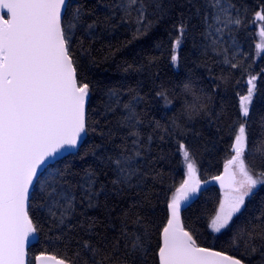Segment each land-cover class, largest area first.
<instances>
[{"label": "trees", "instance_id": "obj_1", "mask_svg": "<svg viewBox=\"0 0 264 264\" xmlns=\"http://www.w3.org/2000/svg\"><path fill=\"white\" fill-rule=\"evenodd\" d=\"M118 3L70 0L68 4L64 17L68 21L80 9L72 48L78 80L89 84L91 94L88 136L77 153L47 168L53 171V180L58 174L70 178L77 196L71 229H56L46 209L41 208L44 200L38 188L47 170L39 178L29 208L39 233L29 250L30 264L41 253L72 264H93L90 254L81 247L80 242L85 240L102 250L98 261L119 264L125 252L124 241H120L118 251H113V242L120 237L125 213L129 214L128 230L142 234L147 248L145 255L127 258L128 264H158V245L169 216L167 204L187 176L180 144L189 152L200 179L218 176L235 155L231 146L240 124H244L247 147L243 158L252 169L264 172V52L257 49L264 43L260 36L264 22L255 17L264 9V0H230L241 24L228 28L227 41L215 44L207 34L205 16L211 23L212 9L206 0H146L151 26L139 35H134V22H121V13L115 7ZM90 23L94 24L92 29L87 28ZM181 24L186 26L182 37ZM178 38L181 43L175 46ZM229 39L237 41L239 47L231 45ZM173 54H177L176 62L171 60ZM253 76L255 91L244 117L239 98L247 94L248 80ZM112 92L116 95H110ZM158 93H166V98ZM133 97H139L134 105L141 121L142 141L141 155L134 166L144 175L138 184L134 179L133 187L118 193L110 183L114 174L99 157L115 156L121 150L117 146L125 142L122 137L126 129L119 128L118 121L127 114L122 105ZM109 105L116 111L109 112ZM109 132L113 133L111 138ZM127 143L130 146V138ZM88 170L97 173L96 189L104 186L93 207L79 203L81 189L77 185L84 182ZM220 200L218 186L201 192L183 211L186 229L201 246L224 251L247 264H264V239L260 238L264 235V184L256 187L228 228L214 233L208 224ZM136 215L141 225L131 223ZM89 224L94 227L91 233L85 231ZM253 228L256 238L249 239Z\"/></svg>", "mask_w": 264, "mask_h": 264}, {"label": "snow or ice", "instance_id": "obj_2", "mask_svg": "<svg viewBox=\"0 0 264 264\" xmlns=\"http://www.w3.org/2000/svg\"><path fill=\"white\" fill-rule=\"evenodd\" d=\"M206 3L212 9L213 21L208 23L209 17L205 16L208 35H213V28L215 34H222L230 25L241 24L238 16L234 18L231 15L234 5L230 0H206ZM68 6V0H0V264H27L26 242L37 232L29 208L30 197L35 198L30 190L36 188L38 169L47 158L65 146L75 147L87 129L89 84L77 78L72 48L75 39L73 29L80 20V9L68 21L62 19V11ZM115 7L121 13V22L135 23L134 35L146 32L151 26L147 18L146 0H119ZM255 17L264 22V9L257 11ZM93 27L94 24H87L88 29ZM185 28L184 24L179 26L181 37ZM260 36L264 39V27L260 30ZM180 43L181 39L178 38L175 46ZM257 49L264 52V43L258 44ZM171 60L176 62L177 56L173 54ZM255 80L254 76L248 80L247 94L239 98L244 117L249 113ZM110 95L115 96L116 93ZM158 95L166 98V93ZM138 100L139 97H133L132 101L122 105L127 114L118 121V127L126 129L122 137L125 142L117 146L121 150L115 156L99 157L100 162L114 174L110 183L118 193L133 187L134 179L138 184L144 175L138 166H134L142 148L141 121L134 105V101ZM116 104L120 107L119 100ZM108 111L115 112L116 108L109 105ZM107 135L111 138L113 133ZM129 138L130 146L127 143ZM179 147L187 161V179L175 189L167 204L169 216L158 245V264H243V260L236 256L200 246L193 232L186 229L182 222V204L197 193L201 181L196 177V165L190 159L189 152L183 144ZM231 147L235 155L225 165L230 190L208 224L214 233L228 228L233 217L245 205V198L258 185L264 184V172L255 171L243 159L247 147L244 124H240ZM233 164L237 166L238 173H228V166ZM97 179L95 171H86L84 182L77 185L81 189L80 204L93 207V201L104 192L103 185L96 189ZM215 179L224 186V176ZM38 192L44 200L41 208L46 209L52 225L61 232L65 228L71 229L70 220L76 211L77 196L72 192L70 178L58 174L51 182L41 184ZM128 216L125 213L120 237L113 242V251H118L120 241H124L125 252L119 264H128L127 258L147 253L143 235L128 230ZM131 223L141 225L142 221L136 215ZM85 231L93 232V225L89 224ZM255 231L253 228L249 232V239L256 238L253 235ZM260 238L264 239V235ZM80 243L84 251L90 254L93 264H103L96 259L102 252L98 246L90 240ZM35 261L36 264H66L64 259L43 253L37 255Z\"/></svg>", "mask_w": 264, "mask_h": 264}, {"label": "water", "instance_id": "obj_3", "mask_svg": "<svg viewBox=\"0 0 264 264\" xmlns=\"http://www.w3.org/2000/svg\"><path fill=\"white\" fill-rule=\"evenodd\" d=\"M69 2H70V0H68V4H69ZM66 11H67V8L62 11V19H64ZM77 78H78V74H77ZM90 96H91V94H90V90H89V98H88V100L86 102V120H87V115H88V106H89V102H90ZM87 136H88V130L86 129V132L81 134V137L78 139L77 145L75 147L65 146L57 154H54L53 156L47 158V160L44 163V165H42L38 169V178H37L36 186H37V183L39 181V178L41 177L42 174H44V172L47 170V168L50 165L54 164L55 162H57L58 160L64 158L65 156H68V155H70L72 153H77L79 151L80 147L83 145L84 141L86 140ZM235 166H236L235 164L229 165L228 166V173L236 172ZM218 176H224L225 177V181H224V186L223 187L221 186V181L218 180V179H215V177H218ZM218 176H214V177L202 180V179H200V177L198 176V173L196 172V177H197V179H199L201 181V184H200V187H199V190L197 191V193L193 194L188 202L182 204V207H181V219H182V222H183V217H182L183 211L188 206H190L198 198V196H199V194L201 192L205 191L206 189L210 188L211 186H218L221 190H230L228 188V186H227L228 178H227V175H226V172H225V167H224L223 172L220 175H218ZM34 190H35V188H32L30 190L32 194H33ZM30 201H31V197H30ZM29 214H30V212H29ZM38 239H39V233H38V230H37V232L33 236H30L28 241L26 242V251H27L26 261H27V264H30V262H29V259H30L29 250H30L31 246L38 241ZM202 247H206V246H202ZM214 250L221 251V250H217V249H214ZM222 252H224V251H222ZM224 253L227 254V255H231V254L226 253V252H224ZM46 255H53V254H46ZM53 256H56V255H53ZM57 258L63 259V258H60V257H57ZM65 261H66V264H72V263L68 262L67 260H65ZM34 264H36V261H35ZM243 264H247V263H245L243 261Z\"/></svg>", "mask_w": 264, "mask_h": 264}, {"label": "rangeland", "instance_id": "obj_4", "mask_svg": "<svg viewBox=\"0 0 264 264\" xmlns=\"http://www.w3.org/2000/svg\"><path fill=\"white\" fill-rule=\"evenodd\" d=\"M231 15L235 18V17H237L238 16V13L235 11V9L233 8L232 10H231ZM211 23H213V21L211 22ZM233 26H237V25H230L229 26V28L230 27H233ZM228 29H225L224 31H223V33L222 34H215V32H214V28L212 29V32H213V35H211L210 36V40H211V42L213 43V41H216V43H218V42H222V41H227L228 40V31H227ZM230 40V43H231V45H234V46H238L239 47V45H238V42L237 41H235L234 39H229ZM176 56H177V54H175ZM244 159V158H243ZM184 163H185V166H186V171H187V161L185 160V158H184ZM235 169H236V172L238 173V168H237V166H235ZM52 177H53V171L51 170V169H47V171H46V173H45V176L43 177V180H42V183L41 184H47V183H49V182H51L53 179H52ZM186 179H187V176H186ZM40 186V185H39ZM256 189V188H255ZM255 189H253V191L255 190ZM227 191H229V190H221V200H220V202L225 198V194H226V192ZM251 195V194H250ZM250 197V196H249ZM249 197H246L245 198V203H246V201H247V199L249 198ZM220 204V203H219ZM245 206V205H244ZM243 206V207H244ZM242 207V208H243ZM218 208H219V206H218ZM218 210V209H217ZM242 210V209H241ZM237 215V214H236ZM235 215V216H236ZM234 216V217H235ZM233 217V218H234ZM223 230H225V229H223ZM222 230V231H223ZM221 231V232H222Z\"/></svg>", "mask_w": 264, "mask_h": 264}]
</instances>
